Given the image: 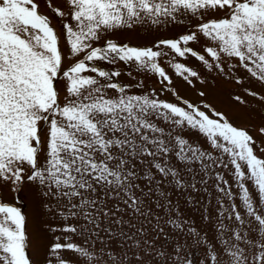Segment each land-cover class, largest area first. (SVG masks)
<instances>
[{
  "label": "snow or ice",
  "instance_id": "snow-or-ice-1",
  "mask_svg": "<svg viewBox=\"0 0 264 264\" xmlns=\"http://www.w3.org/2000/svg\"><path fill=\"white\" fill-rule=\"evenodd\" d=\"M0 264H264V0H0Z\"/></svg>",
  "mask_w": 264,
  "mask_h": 264
},
{
  "label": "rangeland",
  "instance_id": "rangeland-1",
  "mask_svg": "<svg viewBox=\"0 0 264 264\" xmlns=\"http://www.w3.org/2000/svg\"><path fill=\"white\" fill-rule=\"evenodd\" d=\"M182 31V28L181 27H176V28H173L171 29L170 31H162L160 33V35H172V34H177L179 32ZM123 35H129L128 33H124ZM133 42L135 43L136 41L133 40ZM189 63H191L192 61H188ZM162 63H165V66L168 68L169 72L173 75L174 77V87H177L178 91H180L181 94H185V95H194V93L192 91H190V88L191 86H186L185 83L182 82L181 78L177 77L175 75V72L174 70L169 66L167 65L166 61H162ZM134 76H137V78H143L144 80V87L145 88H152V87H155V88H159V83L158 81L151 76V74H143V73H140V74H137V73H133ZM120 79L124 82H131L133 84H135V80H132L131 77L127 76L125 73L122 72V75L120 76Z\"/></svg>",
  "mask_w": 264,
  "mask_h": 264
}]
</instances>
